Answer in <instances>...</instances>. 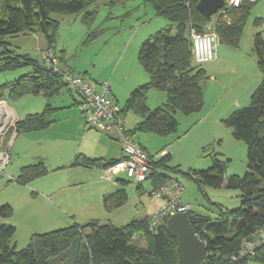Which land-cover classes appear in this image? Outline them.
Returning a JSON list of instances; mask_svg holds the SVG:
<instances>
[{
	"label": "rangeland",
	"instance_id": "rangeland-1",
	"mask_svg": "<svg viewBox=\"0 0 264 264\" xmlns=\"http://www.w3.org/2000/svg\"><path fill=\"white\" fill-rule=\"evenodd\" d=\"M88 10L95 11L88 24L82 21V13L54 15L59 20L54 49L45 48L46 40L41 34L10 35L6 39L15 52H29L39 60L45 58L47 49H52L54 54L64 50L68 65L86 77L87 81H92L96 89L99 84L107 83L113 99L116 97L114 102L122 109L129 94L149 81L148 73L138 61L142 41L166 27L174 31V23L156 14L152 3L143 0H94ZM256 18L262 20L259 26L254 24ZM214 22L215 18L211 17L205 29L218 34ZM261 30H264V0H257L244 22L238 48L222 43L224 59L200 63L206 73L202 86L205 90V112L209 109V113L202 111L186 115L177 111L178 125L175 131L165 135L150 132H135L132 135V139L154 158L166 156L169 165L178 167L179 171L170 169L165 173L181 182L182 200L198 214L214 218L220 208L233 209L240 205L238 189L228 188L224 183L219 186L199 185L180 170L209 168L215 157L223 164L226 177L231 174L242 177L245 174L246 143L234 138L232 129L223 123L225 116L218 119V111H211L213 106H210L209 94L210 88L215 89L216 93H223L225 104L228 98L236 95L249 75L260 73L252 43L254 34ZM56 59L59 67L57 56ZM29 69V66H23L0 71V85L14 80ZM7 92L8 89L4 88V96ZM80 98L76 90L69 92L66 87L60 88L50 103L53 107L69 105L70 108L52 111L50 116L55 120L49 127L18 133L13 130L10 136L7 134L19 118L44 109L46 98L42 94L28 93L10 102L0 100L11 110V114L4 110L8 112L7 119L5 116L0 119V126L6 125L7 128L3 138L9 140L13 135L7 148L11 163L7 164L0 176V206L9 204L12 213L9 217L0 215V224H13L15 231L10 245L16 249L25 247L34 233L67 227L74 222L85 224L92 219L120 226L151 214L161 204L160 199L149 194L152 189L149 180L141 182L138 188L140 184L135 185L125 174L120 177L129 182L122 185L114 178H102V168L72 166L77 153L90 157H119L121 145L117 137L86 126L84 113L78 104H74V99ZM166 99L165 91L150 88L146 104L153 109L163 105ZM123 118L125 128L130 129L141 117L129 111ZM5 144L2 143V149ZM41 159L47 167L45 174L27 183L16 180L23 165ZM116 187L126 189L127 199L121 206L107 210L103 197ZM52 210L54 219L50 214ZM136 242L141 246L145 244L142 239Z\"/></svg>",
	"mask_w": 264,
	"mask_h": 264
},
{
	"label": "trees",
	"instance_id": "trees-1",
	"mask_svg": "<svg viewBox=\"0 0 264 264\" xmlns=\"http://www.w3.org/2000/svg\"><path fill=\"white\" fill-rule=\"evenodd\" d=\"M94 0H0V71L29 66L28 72L12 81L0 85V100L13 101L25 94H42L46 98L44 109L27 113L19 118L8 132H29L48 127L53 107L49 99L62 87L71 91L45 58L32 57L29 52H15L6 37L18 34H41L46 40L45 48L55 47L59 20L55 14H80L88 24L95 11L88 10ZM152 3L156 14L163 15L174 23V31L166 27L156 34L146 37L138 51V61L149 75V81L135 88L118 111L123 117L131 111L141 118L133 128L126 132H150L159 135L176 130L178 121L175 113L199 112L203 107L202 82L206 78L200 63L193 60L190 30L207 31L205 26L215 18L214 29L219 34L220 43L238 48L244 22L252 5L257 1L242 0L235 7L219 9L214 15L204 16L196 9L198 0H143ZM261 18L254 24L259 26ZM252 51L260 71V82L252 91L249 102L232 110L222 120L232 129L234 138L246 143L247 170L242 177L231 174L225 176L223 164L214 157L213 165L206 169L181 171L199 185L219 186L240 191V205L233 209H219L214 218L201 215L189 209L188 216L197 236L206 245V258L203 264H247L264 263V243L258 245L247 256L232 258L237 254L240 241L253 232L264 231V30L254 34ZM60 72L76 73L68 70L64 50L55 52ZM67 65V66H66ZM71 69V68H70ZM79 74V73H77ZM81 75V74H80ZM7 88L4 96L3 89ZM150 88L163 90L166 102L153 109L146 104ZM79 100L77 103L78 104ZM91 128V127H88ZM7 136V137H8ZM8 139V138H7ZM8 140H5V143ZM148 153V152H147ZM150 158L149 180L152 186L162 182L170 175L166 170L179 171L177 166L169 165L167 157ZM100 158H91L82 153L75 155L73 165L92 167L106 165ZM104 162V163H103ZM47 172L42 160L23 165L16 180L27 183ZM1 176V173H0ZM122 185L129 181L120 179ZM141 184L138 188H140ZM137 188V187H136ZM137 188L138 191H141ZM127 199L124 187L103 197L107 210L121 206ZM11 206H0V215L9 217ZM166 219H160L154 229L149 228V215L134 219L124 225L99 223L92 219L85 224L72 223L42 233L31 235L23 248L10 245L15 228L8 223L0 224V264H46L65 251L73 238L80 237V248L76 264H176L177 240L166 229ZM144 240V246L136 240Z\"/></svg>",
	"mask_w": 264,
	"mask_h": 264
},
{
	"label": "built area",
	"instance_id": "built-area-1",
	"mask_svg": "<svg viewBox=\"0 0 264 264\" xmlns=\"http://www.w3.org/2000/svg\"><path fill=\"white\" fill-rule=\"evenodd\" d=\"M242 0H224L221 8L229 9L241 3ZM255 1V0H250ZM192 47L191 52L196 63L215 60L217 48L220 43V37L215 32L204 31L196 32L191 29ZM45 61L56 72L62 75V79L70 89L76 90L81 98L79 100V109L85 115L87 127L95 128L112 137H117L121 144L122 156L111 163L103 166V175L107 178L117 174H125L135 185L148 179L150 170L149 155L145 149L132 139V136L126 132L125 120L121 116L118 108L110 93L107 83L99 84L96 89L91 82L84 76L77 73H61L57 67V59L52 49L45 50ZM1 103V102H0ZM2 119L8 115L4 110L0 112ZM7 119V118H6ZM11 120V119H10ZM9 121V119H8ZM6 125L0 126V173H3L7 164L10 162V156L7 152L13 135L9 137L4 149L1 148L5 143L4 134ZM183 185L175 178L167 177L162 182L152 186L149 194L161 200L160 206L149 214V228L154 229L160 219L168 217L176 212H188L189 206L182 200ZM264 243V231L253 232L245 236L240 241V247L236 255L232 258L247 256L252 254L253 250Z\"/></svg>",
	"mask_w": 264,
	"mask_h": 264
},
{
	"label": "water",
	"instance_id": "water-1",
	"mask_svg": "<svg viewBox=\"0 0 264 264\" xmlns=\"http://www.w3.org/2000/svg\"><path fill=\"white\" fill-rule=\"evenodd\" d=\"M224 5V0H198L196 9L204 16L214 15ZM166 229L176 237V264H203L206 258V245L197 236L187 212L170 214L166 219ZM80 237H75L69 247L46 264H76L80 248Z\"/></svg>",
	"mask_w": 264,
	"mask_h": 264
},
{
	"label": "crops",
	"instance_id": "crops-1",
	"mask_svg": "<svg viewBox=\"0 0 264 264\" xmlns=\"http://www.w3.org/2000/svg\"><path fill=\"white\" fill-rule=\"evenodd\" d=\"M222 44H219V46H218V48H217V56H216V59L215 60H222V59H224V50L222 49V46H221ZM67 65H68V63H67ZM66 65V66H67ZM71 68V69H70ZM67 69L68 70H71V71H73V72H76V73H78V71H76L75 69H73V67L72 66H70V65H68V67H67ZM249 78L248 79H246V81L243 83V85H242V87H240V89H238L237 90V93H236V95L234 96V97H232V98H228L226 101H228L227 103H223V99H224V97H223V93H220V92H214V91H216L215 89H211L210 88V90H211V93L209 94V99L211 100V104H210V106H213V109L211 110V111H214V110H217L218 111V113H217V116L216 117H218V119H222V117H224V116H227L232 110H234V109H236L238 106H242V105H245V104H247L248 102H249V98H250V95H251V93H252V91L255 89V87L258 85V83L260 82V78H261V76H260V73H257V74H255V73H253V74H251V75H249L248 76ZM86 78V77H85ZM91 83H92V81H91ZM240 86V85H239ZM238 87V86H237ZM202 89H203V107H202V109L199 111V113L200 112H202L203 111V113H209V109H207L206 110V112H205V90H204V87L202 86ZM110 93H111V91H110ZM58 94V92L57 93H55L54 95H57ZM112 94V93H111ZM54 95H52L51 97H50V99L54 96ZM113 96V95H112ZM50 99H49V102H50ZM114 99H115V102H116V97L114 96ZM113 99V100H114ZM74 102L75 103H77L78 102V100H76V99H74ZM51 104V103H50ZM72 105H73V102L71 103ZM115 104H117V103H115ZM5 105V104H4ZM77 105V104H76ZM118 105V104H117ZM116 105V106H117ZM52 106V105H51ZM6 107V106H5ZM11 107V106H10ZM53 107V106H52ZM216 107H219V108H216ZM221 107V108H220ZM61 108H70V106L69 105H66V107H62V106H57V107H53V110L52 111H54V110H57V109H61ZM11 109L13 110V112H14V114L16 115V113H15V111H14V108L13 107H11ZM51 111V112H52ZM77 111V110H76ZM77 113V112H76ZM51 117V116H50ZM80 118L82 117L81 115L79 116ZM51 119L53 120L52 121V123L54 122V120L55 119H53L52 117H51ZM51 123V124H52ZM50 124V125H51ZM49 125V126H50ZM48 126V127H49ZM116 140V139H115ZM118 142V141H117ZM119 145H120V143H119ZM141 145V144H140ZM142 146V145H141ZM143 147V146H142ZM144 148V147H143ZM145 149V148H144ZM145 151H146V149H145ZM147 152V151H146ZM78 154V153H77ZM82 154H84V153H82ZM85 155V154H84ZM86 156H88V155H86ZM119 157H121L122 156V150H121V145L119 146V155H118ZM11 157V156H10ZM75 157V156H74ZM88 157H90V156H88ZM119 157H111V158H106V156L104 155H102V156H99V157H91V158H100L101 159V161H105V162H108V161H111V160H116V159H118ZM42 160V159H41ZM36 161H38V160H35V161H33L32 163H34V162H36ZM42 161H44V160H42ZM113 162V161H112ZM10 163H11V160H10ZM9 163V164H10ZM45 163V162H44ZM104 163V162H103ZM30 164V163H29ZM27 165V164H26ZM63 167L65 166V165H62ZM72 166H73V164H72ZM103 166H105V165H97V166H92V167H98V168H102L103 169ZM59 168V167H58ZM122 173H120V174H117V175H113L112 177H110V178H107V177H105L103 174H102V178H107L108 180H110V179H112V178H114V180L117 182H119L120 181V179H123V178H121L120 177V175H121ZM117 182V183H118ZM117 188V187H116ZM114 189V191H116V190H118V189H120L121 187H118L117 189ZM126 190V189H125ZM114 191H112V192H114ZM112 192H110V193H112ZM106 195V194H105ZM49 203V202H48ZM54 207V206H53ZM55 208V207H54ZM56 209V208H55ZM54 210H52V212L50 213L51 214V216H52V219H54ZM51 219V220H52ZM5 223H8V224H11L10 222H5ZM11 225H13V224H11Z\"/></svg>",
	"mask_w": 264,
	"mask_h": 264
},
{
	"label": "bare ground",
	"instance_id": "bare-ground-1",
	"mask_svg": "<svg viewBox=\"0 0 264 264\" xmlns=\"http://www.w3.org/2000/svg\"><path fill=\"white\" fill-rule=\"evenodd\" d=\"M4 104H5V103H2V102L0 103V111H1V110H6V111H9L10 114H11V110H9L8 107H7V105H6V104L4 105ZM5 106H6V107H5Z\"/></svg>",
	"mask_w": 264,
	"mask_h": 264
}]
</instances>
